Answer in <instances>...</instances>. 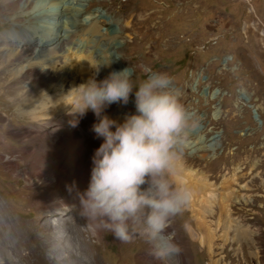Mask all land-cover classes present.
I'll return each instance as SVG.
<instances>
[{
  "label": "rangeland",
  "instance_id": "rangeland-1",
  "mask_svg": "<svg viewBox=\"0 0 264 264\" xmlns=\"http://www.w3.org/2000/svg\"><path fill=\"white\" fill-rule=\"evenodd\" d=\"M66 1L67 9L83 13L79 17L83 22L76 23L78 17L70 12L61 30L73 35V44L68 46L80 49L81 64L91 61L86 75L97 71L106 77L113 70L129 67L136 83L154 72L172 78L180 102L197 118L183 150L185 165L206 173L214 184L210 198L218 207L225 196L233 204L230 218L218 207L203 217L192 211L190 201L170 228L174 251H164L165 246L150 241L140 230L127 242L106 231L94 250L98 263L153 264L151 254H156L158 264H264V0ZM32 3L28 12L18 11L20 21L0 12L3 43H19L22 30L38 40L47 28L58 33L60 20L55 17L61 12L59 5L47 0ZM84 15L94 18L87 23ZM68 46L58 53H70ZM66 67L62 60L54 66L58 78L52 84L57 85L46 95L47 105L72 84L83 82L78 72L73 74ZM12 72L0 63V155L20 150L25 144L13 131L27 129L34 122L17 106L16 90L23 84L20 79L12 81ZM51 108L44 109L41 116L50 114ZM109 113L134 114V94L127 105L112 104ZM45 142L52 141L47 138ZM18 163L24 169V163ZM224 178L231 181L223 184ZM34 192L23 176L8 170L0 159V204L16 221H34L39 211L60 212L34 204ZM57 225L51 220L53 229ZM81 229L90 230L88 226ZM209 231L214 237L211 248ZM86 240L95 241L92 235ZM0 247L7 259H14L7 248ZM32 247L37 256H53L49 251L40 253L38 244L32 243ZM58 247L59 256L69 260L64 246L58 243Z\"/></svg>",
  "mask_w": 264,
  "mask_h": 264
},
{
  "label": "bare ground",
  "instance_id": "bare-ground-1",
  "mask_svg": "<svg viewBox=\"0 0 264 264\" xmlns=\"http://www.w3.org/2000/svg\"><path fill=\"white\" fill-rule=\"evenodd\" d=\"M32 2L33 0H0V12L20 21L21 18L17 16L18 11L26 9L28 12ZM47 2L48 4L56 3L61 9V12L57 14L61 17L53 16L60 20V27H57L58 33H53L47 28V32H44L45 34L38 40L36 35L22 30L20 32L22 39L19 43L11 41L3 43L4 39L0 38V63L4 68L9 67L10 71H13L11 78L13 82L20 79L23 84L22 88L16 90L19 97L17 106L30 114L28 116H31L30 118L35 122L27 129L13 131V134L25 145L17 151H6V155H0V159L8 170L23 176L29 186L35 190L32 196L34 204L42 208L58 209L60 212L39 211L34 221H16L0 204V244L14 257V259H7L0 247V264H99L94 250H97L98 245L100 246L101 237L106 231L93 232L91 228L90 230L81 229V226L85 227L88 224L78 215L77 209L72 207L76 203L75 191L72 194L68 192V187L73 184L75 189L81 192L89 185L91 158L103 142L102 138H97L92 131L96 117L92 112H88L84 117L72 112L70 106L72 100L68 93L75 87L74 84L60 93L58 98L51 102V106L45 102L46 95L57 85H53L52 82L58 78L54 66L59 63V60H62L63 65L73 71V74L75 71L78 72L83 82L90 77L85 72H88L87 67L91 66V61L81 64L83 54L77 55L80 49L74 50L75 47L68 46L73 44V35H64L61 30V23L65 24L64 17L70 12L71 16L78 17L75 20L76 23L83 22L79 18L83 16V13L80 15L77 9L73 11L67 9L66 0H47ZM84 17L87 23L94 18L92 15L87 17L84 15ZM90 29L93 30L94 27ZM66 46L72 49L70 53L59 54L57 50ZM76 56H78V62H74ZM227 61L228 59L225 60ZM143 70L147 71L145 68ZM101 73L95 72L98 80L105 78ZM47 107H52L50 114L41 116L42 111ZM109 108L105 114L110 119L122 123L125 116L108 114ZM47 138L52 142H45ZM185 160H183L182 174L176 176L174 180L176 184L187 186L192 191L191 206L196 215L203 217L212 215L218 207L217 201L210 198L214 184L204 175L206 173L187 168ZM19 161L24 163V169H19ZM227 180L231 181L230 178H224L222 183L224 184ZM193 202H201L202 205H196ZM219 203L220 213L230 218L233 204L229 201V197H222ZM51 220L58 222L55 230L51 226ZM209 233L211 235L208 234V243L211 248L214 237L210 231ZM90 235L95 241L86 240V237ZM173 241H175L174 236ZM32 243L40 246V253L49 251L53 256L50 255L47 259L37 256ZM58 243L64 246L69 260H63L64 258L57 253ZM145 256L146 254L142 255V257ZM151 256L153 264H158L156 254Z\"/></svg>",
  "mask_w": 264,
  "mask_h": 264
},
{
  "label": "clouds",
  "instance_id": "clouds-1",
  "mask_svg": "<svg viewBox=\"0 0 264 264\" xmlns=\"http://www.w3.org/2000/svg\"><path fill=\"white\" fill-rule=\"evenodd\" d=\"M167 73H149L136 83L126 67L104 79L96 74L73 87L68 96L72 112L84 117L92 112V131L103 142L91 158L89 185L75 191L78 215L93 232L108 231L127 242L140 230L150 241L174 251V219L192 199L187 186L177 185L182 174L183 150L197 118L180 102ZM135 96V113L122 123L106 114L112 104L127 105Z\"/></svg>",
  "mask_w": 264,
  "mask_h": 264
},
{
  "label": "built area",
  "instance_id": "built-area-1",
  "mask_svg": "<svg viewBox=\"0 0 264 264\" xmlns=\"http://www.w3.org/2000/svg\"><path fill=\"white\" fill-rule=\"evenodd\" d=\"M248 3V0H245Z\"/></svg>",
  "mask_w": 264,
  "mask_h": 264
}]
</instances>
